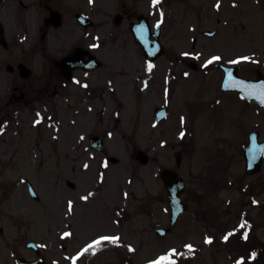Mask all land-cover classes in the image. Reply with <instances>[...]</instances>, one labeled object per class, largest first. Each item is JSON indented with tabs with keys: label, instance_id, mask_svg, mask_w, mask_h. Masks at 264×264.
<instances>
[{
	"label": "rangeland",
	"instance_id": "1",
	"mask_svg": "<svg viewBox=\"0 0 264 264\" xmlns=\"http://www.w3.org/2000/svg\"><path fill=\"white\" fill-rule=\"evenodd\" d=\"M226 7L220 32L201 37L194 47L192 34L164 32L160 36L164 49L150 70L131 33L122 30L107 37L101 31L107 41L104 62L87 78L80 110L66 118L58 114L54 125L43 121L33 126L34 116L17 115L13 132L3 134L0 160V183L16 185L8 189L9 199L3 203L0 264H16L15 256L20 255L34 258L25 247L28 240L39 244L41 254L48 250L45 260L50 264H73L74 250L107 232L118 234L121 242H103L95 252L77 258L76 264H145L168 248L181 253L177 264H235L240 256L245 257L243 264H264V159L259 171L248 173L241 152L248 131L258 129L264 139V110L222 96L214 61L199 70L187 64L194 60L199 65L219 51L235 49L240 51L234 54L246 53L256 62H239L240 73L252 76L254 67L264 64V0H237L235 6L226 0ZM157 106L167 107L159 122L153 119ZM91 135L103 137V151L89 148ZM11 140L18 143V152L7 161L5 142ZM76 140H81V158L59 156L64 142ZM136 148L147 153L146 163L134 157ZM177 149L182 151L178 173L186 184L188 209L160 235L155 229L169 226V216L167 208L158 210L165 208L158 201L163 191L159 170L175 166ZM103 156L117 161L107 159L105 167ZM21 177L32 182L39 201L31 200ZM89 192L93 195L87 201L81 199ZM69 200L74 207L64 218ZM244 221L247 224L239 227ZM64 228L71 232L67 238L60 233ZM233 228L237 231L227 241L222 239ZM206 235L214 237L211 243L205 242ZM187 243L195 247L184 248ZM252 252L255 258L248 259Z\"/></svg>",
	"mask_w": 264,
	"mask_h": 264
},
{
	"label": "flooded vegetation",
	"instance_id": "2",
	"mask_svg": "<svg viewBox=\"0 0 264 264\" xmlns=\"http://www.w3.org/2000/svg\"><path fill=\"white\" fill-rule=\"evenodd\" d=\"M215 5L216 0H158L155 5L152 0H92L91 3L89 0H0V127L4 129L0 132V160H3V134L13 132L10 129L18 121V114L27 113L34 116L31 119L33 126L40 125L43 121L54 125L58 114L65 115L63 118H66V114L73 115L78 112L75 109L80 110V92L88 85L87 78L90 73L104 62L102 51L107 41L101 38V31L107 33V37L122 30L132 34L133 29L152 33L157 28L160 36L164 32L190 33V44L194 47L201 37L207 36L205 33L212 31V35H216L220 32V27L225 25L228 12L226 0H220L219 8ZM158 20L161 21L160 24H157ZM236 51L240 50L219 51L222 59L215 61V65L220 71V94L243 102L247 100L239 90L242 88H237L239 86L236 76L250 80L264 79V64L255 66L252 76L242 74L239 62H256L252 61L251 56L249 60L229 63L237 56H243L233 53ZM244 55L249 56L246 53ZM187 64L193 69L199 68L194 60L188 61ZM224 66L232 69L226 71ZM251 88V93L261 94L258 87ZM250 103L254 104L255 109L264 110V106L258 101ZM37 113H40V117ZM37 120L39 122H35ZM70 122L74 123L75 120ZM76 141L78 143L74 142L75 144L64 142L62 154L59 156L67 159L68 154H73L75 161L81 158V140ZM87 143L89 148L93 149L90 147V137ZM5 146L6 160L13 161L17 156L18 143L15 140L6 141ZM69 146L73 147L69 149ZM53 149L56 151V147ZM72 151L76 152L69 153ZM180 158L182 159V154ZM174 165L168 168L178 173L181 161L179 164L174 162ZM162 169L163 167L159 170V178L163 191L158 201L164 202L165 208L161 205L158 210L159 213L166 208L168 210L169 226L165 227L168 231L185 211L171 222L172 209L161 174ZM178 175L180 176L179 173ZM69 181L71 180L65 179L67 185ZM22 182L25 183V190L31 200L39 201L40 196L34 185L32 184L36 194L32 195L28 186L30 181ZM4 184L0 183V221L5 214L3 203L9 199L6 192L16 187H11L12 185L6 182ZM69 187H74V183ZM185 187L180 195L184 202ZM63 212L66 213L62 214L66 218L69 211L65 208ZM68 225L67 223L66 226ZM65 230L66 228L60 233L66 232ZM63 248L66 249V245H63ZM28 250L34 255L30 261L42 259L48 262L45 260L49 253L47 249L44 248V254H41L40 250Z\"/></svg>",
	"mask_w": 264,
	"mask_h": 264
},
{
	"label": "snow or ice",
	"instance_id": "3",
	"mask_svg": "<svg viewBox=\"0 0 264 264\" xmlns=\"http://www.w3.org/2000/svg\"><path fill=\"white\" fill-rule=\"evenodd\" d=\"M89 2L91 3L92 0H89ZM152 3L155 5L158 3V0H152ZM237 3V0H232V4L233 6H235ZM217 8L220 7V0H216V5H215ZM161 17H163V12H161ZM161 21H157V24H160ZM142 28L144 26H141ZM193 27H195L193 25ZM97 45H93V47H96ZM181 55L183 56H196V57H199L201 55V53L199 52H183L181 53ZM222 57L218 54L216 55H211L209 57V59L205 60L204 62V66H207L208 64L212 63L213 61H218V60H221ZM251 59V56H237L235 60H232V61H229V63H237L241 60H249ZM153 67L151 61H149L148 63V68L149 70ZM185 76L189 75V73L185 72L184 73ZM75 79V78H74ZM250 87H258L261 91V96H260V99H261V102L264 103V82H262L260 85H252ZM252 95H255V93H250ZM37 116L40 117V113H37ZM42 118V117H41ZM183 117H181V120L183 121ZM35 122H39L38 120L35 121ZM5 123H7L5 121ZM4 129L2 127H0V132H2ZM109 136L112 135V133H108ZM179 135L181 137H183L185 135V133L183 131H181L179 133ZM161 143H165V141H161ZM264 147V146H262ZM107 158H105L104 160V166L106 167L107 166ZM84 167L85 168H88L89 165L87 162L84 163ZM93 195L91 192H89L87 195L85 196H82L81 199L87 201L89 199V197ZM125 195H127V193H125ZM254 203H257V201H253ZM73 207H74V201L72 200H69L68 201V210L69 212H71L73 210ZM245 224H247V221H244L242 222V224L239 226L241 228H243L245 226ZM237 231V228H233L231 229V231L227 232L223 237L222 239L224 240H228L229 237L235 233ZM71 235V232L70 231H66V232H62L61 233V236L62 237H66V236H70ZM244 238L246 239L247 238V233H244ZM214 239L213 236L211 235H206L205 236V242L206 243H211L212 240ZM103 242H110V243H113V244H117V243H120V237L119 235H109V234H99V235H96L95 238L91 239L88 243H86L79 251H77L75 253L74 256L70 257V259L72 260L73 264H76V260L78 257H80L83 253L87 252V251H92V252H95L97 250V246L100 245L101 243ZM128 249L130 251H134V248H133V245L131 244H128L127 245ZM195 247V245H193L192 243H187L184 245V248L186 249H193ZM181 255V253L176 249V248H168L167 250H161L157 255H155V257L153 259H148L146 260L145 264H177V257H179ZM256 256V252H252L251 253V256L248 257V259H253L255 258ZM245 260V257L244 256H240L236 261H235V264H243V261Z\"/></svg>",
	"mask_w": 264,
	"mask_h": 264
},
{
	"label": "water",
	"instance_id": "4",
	"mask_svg": "<svg viewBox=\"0 0 264 264\" xmlns=\"http://www.w3.org/2000/svg\"><path fill=\"white\" fill-rule=\"evenodd\" d=\"M134 36H135V40L142 46L143 51L150 57V55L148 53V51L150 50L148 34L146 32H137L136 31V32H134ZM157 52H158L157 49H154V52H153L154 55H156ZM157 113L161 114L160 110H158ZM137 154H138V159L140 162L144 163L147 161V157L144 154V152L138 150ZM243 155H244L245 162H246V171L247 172L257 171L259 169V163H260L261 157H262V149H261V147H259L257 145L256 140L253 136H251L249 138L247 145L244 147ZM178 160L179 159H177V161ZM162 176L165 180V185L168 188V190L170 191V193L172 191V187L174 186L173 183H175V182L178 183V185L176 187V191L175 192L173 191L174 196L177 197L182 190L183 184H182L181 179L177 178V175L175 172H172V171L167 170V169L163 170ZM176 197H173V200L178 199ZM172 206H174V203H172ZM19 263H20V260H19Z\"/></svg>",
	"mask_w": 264,
	"mask_h": 264
}]
</instances>
